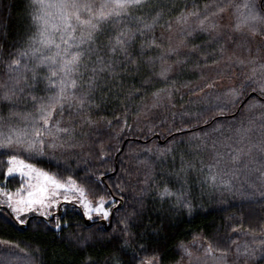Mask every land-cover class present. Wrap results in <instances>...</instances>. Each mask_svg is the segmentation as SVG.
Listing matches in <instances>:
<instances>
[{
	"label": "trees",
	"instance_id": "16d2710c",
	"mask_svg": "<svg viewBox=\"0 0 264 264\" xmlns=\"http://www.w3.org/2000/svg\"><path fill=\"white\" fill-rule=\"evenodd\" d=\"M242 1L234 0V3L242 5ZM28 2L0 0V81L7 78L3 62L24 44L28 35ZM174 2L187 4L191 9L193 3L202 8L210 0ZM255 3L257 10L264 12L261 8L264 0H255ZM226 13L233 19L236 9L229 8ZM177 14L173 12L170 17L166 12L155 29L157 37L164 35L165 45L168 36H172L174 45L181 39L175 25L171 32L166 25V21ZM244 32L250 39L263 37H253L247 29ZM230 40L235 45L233 35L227 42L224 39L211 45L206 43V34L190 37L188 47H181L179 55L169 59L174 68L169 74L170 82L175 85H169L172 95L163 96L156 106H153L151 93L164 87L156 77H153L154 86H146L144 98L136 95L132 100L125 99L131 87H140L141 79L151 75L146 68L139 74L123 77V91L114 87L113 92L104 97L98 92L96 102L100 107L90 110L95 123L77 129V146L74 148L46 149L44 155L34 157L13 149H0V187L6 185L8 190L15 191L26 183V179L19 176L7 182L4 180L8 156L15 154L61 179L72 176L86 189L90 200L96 202L103 195L105 199L114 200L109 204L111 214L115 210L112 218L110 215L111 228L106 229L101 224L88 226L79 206L62 204L61 215L55 216L60 218L62 225L57 231L54 219L49 217L48 223H44L45 218L38 215L27 218L30 219L27 229L20 228L10 210L0 208V238L12 240L28 250V254L20 253L21 259L5 258L2 249L6 246L0 245V259H5L6 264L26 261L31 264H87L89 258L99 264H113V258L119 264H222L204 254L203 248L211 244L214 249L227 250V264H264V244L260 243L264 239V195H261L264 193V177L255 171L261 167L260 163L249 164L245 169L243 164L249 157H243L236 166L241 171L230 186L202 184L199 174L189 171L185 190L192 204L191 210L175 205L173 198L162 200L157 195L158 187L165 184L173 191L181 187L182 181L175 175L181 156L196 163L197 167H200V159L206 164L213 162L211 143L218 137L223 139L220 133L211 131L217 124L223 126L224 136H228L232 134L229 129L237 126L239 121L247 125L249 118H255L249 139L253 144L264 142V129L258 119L260 110L247 109V95L237 106L226 108L223 114L217 109L226 90L238 87L245 79L240 77L237 69L229 68V64L233 66L235 58L240 55L236 47L227 45ZM192 44L200 45L203 54L188 55ZM221 44L226 48L223 55L218 51ZM138 47L137 44L132 51ZM175 59L184 63L175 64ZM213 60L219 63H213ZM212 83L215 87H207ZM10 107L20 116H10ZM32 110L31 101L23 95H18L14 107L10 102L0 101V116L5 118L0 120V125L6 121L11 127L23 128L27 122L22 117ZM0 131L7 132L8 128L2 127ZM205 132L209 133L207 147H198L202 144L198 137H204ZM242 146L247 150L250 145L246 141ZM168 148L172 151H163ZM252 155L259 159L256 149ZM223 160L228 163L225 171L231 176L233 166L228 157ZM103 177L105 181H102ZM121 201V208L114 207ZM124 222L128 225L127 232L122 231ZM81 237L88 242L81 245ZM181 245L191 251V257L184 253ZM245 246L250 254L237 255L235 249L239 247L244 253ZM37 248L39 252L35 251Z\"/></svg>",
	"mask_w": 264,
	"mask_h": 264
},
{
	"label": "snow or ice",
	"instance_id": "6c2138e0",
	"mask_svg": "<svg viewBox=\"0 0 264 264\" xmlns=\"http://www.w3.org/2000/svg\"><path fill=\"white\" fill-rule=\"evenodd\" d=\"M27 7L30 9L29 32L24 44L10 53L9 58L3 62L7 78L0 81V101L10 102L14 107L18 95H23L31 101L33 110L23 115L22 119L27 122L23 128L11 127L6 121L0 125V128H8L7 132L0 131V149H13L30 157L44 155L46 149L76 147L77 129L95 123L90 110L100 107L96 102L97 93L104 97L107 93H112L114 87L123 91L125 76L139 74L145 68L151 72V75L141 79L140 87L133 86L129 89L125 96L127 100H132L136 95L144 98L146 86L155 84L153 77L164 85L151 93L153 106L163 96L171 97L169 85H175L170 82L169 74L174 68L169 59L174 55L178 56L181 47H188L189 38L195 34H206V43L209 45L225 39L228 34L221 31L223 27H229L233 34L243 35L247 29L248 34L253 37L264 36V12L257 10L255 0H245L242 5L235 4L234 0H210L202 8L193 3L191 9L187 4L177 5L174 0H29ZM229 8L236 9L235 19L230 25H221L219 20L224 19ZM241 8L247 12H241ZM261 8L264 9V4ZM166 12L170 17L173 12L178 13L166 21L169 32L175 25L180 33L181 39L175 45L172 43V36L166 38L165 45L164 35L157 37L155 34V29ZM137 44L139 47L133 52ZM218 51L223 55L226 52L225 46L221 44ZM187 54L202 55L201 46L192 44ZM228 59L231 60L232 57ZM174 63L183 64L184 61L175 59ZM213 63L219 61L213 60ZM235 63L250 65L249 74L241 85L226 90L217 109L223 114L226 108L237 106L247 95L249 99L245 106L249 111L260 110L258 119L261 121L260 127L264 129V58L257 55L245 60L237 56ZM207 87H215V84H208ZM9 115L20 116V113L12 111L10 107ZM0 120L5 118L0 116ZM254 124L255 118H249L247 125L244 121H239L237 126L229 129L232 134L228 136H224L222 125L212 127L211 131L220 133L223 138L218 137L211 143L213 162L206 164L200 159V167H197L196 163L186 161L181 156L180 167L175 172L177 179L182 181L181 187L173 191L165 184L158 187L157 195L162 200L173 198L175 205L191 210L192 204L185 190L189 171L198 173L202 184L211 187L230 186L241 171L236 166L243 157H249L243 168L260 163L261 167L255 168V171L261 172V177H264V171L261 170L264 168V142L253 144L249 139L251 126ZM208 136L209 133L205 132L204 137H198L202 141L198 147H207ZM246 141L250 145L247 150L242 146ZM253 149L259 154L258 160L252 155ZM163 151L171 152L172 149ZM225 156L233 166L231 176L225 171L228 167V163L223 160ZM15 176L21 179L27 177V182L15 191L8 190L6 185L0 187V205L9 209L20 225L28 223L26 218H21L27 213H37L45 218L44 223H48L47 218L53 217L50 210L59 205L61 198L69 203L76 200L89 219H92L93 213L102 215L105 219L110 215L111 209L105 205L114 203V200H106L101 195L93 204L86 189L72 176L61 179L13 154L8 156L4 180L7 182ZM53 219L55 229L60 231V218ZM128 230V225L124 222L122 231ZM87 242L83 237L79 239L81 245ZM232 243L235 244L236 241L233 240ZM260 243L264 244V239ZM0 245L6 246L2 249L5 258L21 259L20 253L28 254L26 248H21L19 243L12 240L0 238ZM181 247L187 256H192L187 247ZM35 251L39 252V249ZM235 251L237 255L250 254L247 246L244 253H241L239 247ZM203 252L206 256L227 264V250L214 249L208 244ZM0 264H6L5 259H0ZM26 264H31V261H26ZM87 264L99 262L89 258ZM113 264H119V261L113 258Z\"/></svg>",
	"mask_w": 264,
	"mask_h": 264
},
{
	"label": "rangeland",
	"instance_id": "374dc122",
	"mask_svg": "<svg viewBox=\"0 0 264 264\" xmlns=\"http://www.w3.org/2000/svg\"><path fill=\"white\" fill-rule=\"evenodd\" d=\"M244 2H245V0L242 1V4ZM242 12H247V10L242 8ZM230 16L231 15H229L228 13H225L224 14V19L219 20V23L221 25H230V23H232L234 21V18H235V17H233V19H232ZM221 31L228 34L225 37L226 42L229 39V37L231 39L232 38V35H233L234 41H235V45H234V43L231 40L228 41L227 45L229 47H232V46L236 47V49L239 51V54H240L239 55V58L240 59L247 60L248 58H254L257 55H259L261 58H264V36L263 37H259V38L250 39L249 36L246 37L244 34L241 35L240 33H234V34L231 33L229 27H223L221 29ZM249 49H251V52H249ZM230 55H231V53H230ZM220 65H222V63H220ZM247 67H251V66L250 65H247V64H245V65H238V64L235 63V61L233 63V66H231L229 64V68H235V69H237L239 71L238 74H240V77L242 79H244L245 78V75H248V73H249L248 72L249 70H247ZM227 71L230 72L231 70L228 69ZM24 178L26 179V182H27V179L28 178L27 177H24ZM106 200H108V199L106 198ZM95 203L96 202H93V204H95ZM62 204H64L63 206L72 205V204L73 205H77V206H79L80 208L83 209V212H84V215H85L84 208L76 200H73L72 202L69 203V202L63 201L62 198L60 200L59 205L53 207V209L50 210L53 215L59 212V210L61 209ZM118 205L119 204L115 205L114 207H116ZM105 206L106 207H109L112 210V206L110 207L109 204H106ZM3 207L4 206L0 205V208H3ZM32 215H38V214L37 213H27L24 216H22L21 218L22 219H25V218L27 219L29 216H32ZM110 215H111V212H110ZM110 215H109V217L107 219H105L102 215H99V214H96V213H93L92 214V219H89L86 215H85V217L88 218L91 221L92 220L93 221L107 220V222L109 223ZM22 264H26V262H24Z\"/></svg>",
	"mask_w": 264,
	"mask_h": 264
},
{
	"label": "water",
	"instance_id": "95a60500",
	"mask_svg": "<svg viewBox=\"0 0 264 264\" xmlns=\"http://www.w3.org/2000/svg\"><path fill=\"white\" fill-rule=\"evenodd\" d=\"M157 136V135H156ZM102 181H105V177H103L102 178ZM123 206V201H121L120 202V204L117 206V207H119V208H121ZM115 210H113L112 211V214H111V218H112V215H113V212H114ZM61 209L59 210V212L58 213H56V214H54L53 215V217H55L56 215H61ZM53 217H51V219H53ZM29 221H30V219H28V223L26 224V225H20L19 224V227L20 228H23V229H27L28 228V225H29ZM85 222H86V224L88 225V226H91V225H93V224H101V225H104L105 227H106V229H110L111 228V219L109 220V223L110 224H108V222H107V220H99V221H95V222H92L91 220H89L88 218H85Z\"/></svg>",
	"mask_w": 264,
	"mask_h": 264
}]
</instances>
